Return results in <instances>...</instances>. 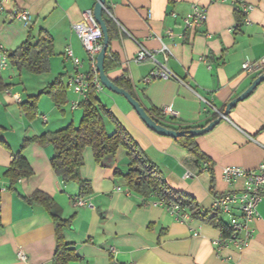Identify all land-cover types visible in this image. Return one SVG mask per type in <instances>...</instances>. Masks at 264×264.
Listing matches in <instances>:
<instances>
[{
  "label": "crops",
  "instance_id": "obj_1",
  "mask_svg": "<svg viewBox=\"0 0 264 264\" xmlns=\"http://www.w3.org/2000/svg\"><path fill=\"white\" fill-rule=\"evenodd\" d=\"M244 1L252 6L248 13L234 4L210 0H107V14L118 31L110 49L120 61L108 76L113 81L121 77L128 80L146 110L169 108L175 113L174 122L208 126L261 76L244 74L242 64L247 58L257 61L264 56V0ZM96 2H8L0 16V43L11 53L28 39L36 43L43 33L49 34L54 45L50 79L61 78L69 95V81L76 68L65 60L64 52L71 47L82 61L79 71L90 72V56L74 26L85 22L86 12L93 10ZM193 5L208 12L206 23L196 30L186 29L183 23ZM20 12L31 15L27 26L18 18ZM140 46L153 52L162 63L167 53L166 65L177 80L148 81L156 66L151 61L135 62ZM5 72L16 78L15 70L7 68ZM23 74L24 71L21 77ZM6 76L0 75L8 84ZM47 85L41 84L34 91L25 85L24 93L14 85L0 91V264H52L57 247L54 223L42 206L26 202L36 191L49 195L60 207L62 217L71 220L63 235L78 260L69 264H264V197L248 248L218 253L212 240L219 237L220 229L198 219L180 223L164 207L154 205L155 199L145 201L128 190L125 179L116 175V171H128L125 149L120 148L114 157L100 164L92 149H85L80 175L92 188V194L86 197L81 196L76 184H66L56 176L51 167L52 146L31 143L22 150L25 139L58 131L55 126L74 125L82 119L81 110V116L73 115L71 122L59 117L58 123L51 125L44 112L52 114L56 106L52 103L45 110L41 103L37 118L30 121L15 96L23 102L25 96L40 94ZM106 97V106L160 167L168 185L195 198L201 210L210 209L217 193L237 189L224 181V167L254 170L264 162V81L232 108L227 119L197 137L200 150L211 160L212 174L203 171L194 178L185 177L195 168L188 164L186 151L173 138L150 130L124 97L114 93ZM106 126L107 131L114 132L111 121H106ZM21 151L34 173L20 179L11 190L4 174ZM222 219L227 221L226 217ZM20 252L26 255V263L19 259Z\"/></svg>",
  "mask_w": 264,
  "mask_h": 264
},
{
  "label": "trees",
  "instance_id": "obj_2",
  "mask_svg": "<svg viewBox=\"0 0 264 264\" xmlns=\"http://www.w3.org/2000/svg\"><path fill=\"white\" fill-rule=\"evenodd\" d=\"M107 11L106 5L103 19L107 25L110 38L109 49L105 58V71L108 74L112 68L119 66L120 61L110 49L111 42L118 37V31ZM7 54L9 62L17 72L26 71L31 74H46L51 71L54 45L49 34L43 33L36 43H32L31 39H28L17 50ZM113 82L138 100L130 82L124 77ZM9 87L10 85L6 84L0 77V91H5ZM43 95L49 96L59 109H62L67 104V91L61 78H58L39 95L29 97L21 102V109L30 121L37 118V101ZM79 109L82 110L83 116L78 127L70 124L63 129L46 133L37 138H27L22 145V150L31 143H37L42 147L52 146L51 167L54 173L64 183L76 184L79 187L81 196L86 197L92 194V188L91 183L80 175V169L84 165L83 154L85 149L91 148L96 163L100 164L103 159L114 157L118 150L123 148L128 153V171L125 174L116 171V175H121L125 179L126 186L130 192L143 197L145 201L153 198L156 201L162 199L167 205L177 204L182 212L190 213L192 218L201 220L205 224L227 233L225 220L220 217L208 218L207 216H202L201 209L195 198L184 192L176 191L168 185L160 167L150 159L126 128L114 117L109 108L102 103L100 93L92 89L88 93V98L81 101ZM147 112L158 125L176 132H187L184 136L174 140L186 151L188 164L195 168L196 172L191 171L195 176L200 175L203 171H209L212 174L211 160L200 150L197 144V137L188 133L191 130L205 128L206 126L174 122L176 117L170 116L167 119V115L162 110L155 108L149 109ZM108 120L115 126V130L111 134L107 131L106 121ZM1 131L0 128V133ZM33 173L32 167L22 156L21 151L14 156L4 177L10 182L9 188L14 190L20 179L30 178ZM213 189L212 177V191ZM26 202L42 206L54 223L57 247L52 264H69L77 261L78 257H76L74 248L65 241L63 235V230L71 225V220H66L62 217L61 209L55 201L49 195L36 191L32 196L26 198ZM1 228L2 224L0 222Z\"/></svg>",
  "mask_w": 264,
  "mask_h": 264
},
{
  "label": "built area",
  "instance_id": "obj_3",
  "mask_svg": "<svg viewBox=\"0 0 264 264\" xmlns=\"http://www.w3.org/2000/svg\"><path fill=\"white\" fill-rule=\"evenodd\" d=\"M11 1L13 0H0V16L5 9V4ZM210 2L231 3L239 6L244 13L252 10V6L246 4L244 0H210ZM18 18L26 26L32 21V17L28 12H20ZM85 18V22L76 24L74 30L79 36L85 51L90 56V72L83 73L79 71L82 67V61L75 55L71 47H67L64 52L65 60L71 61L76 68V73L70 78L69 87L79 97V100L71 104L72 111L79 108L81 101L88 98V93L92 89L97 93H101L104 90L96 65L97 56L103 48V33L94 17L93 10L87 11ZM207 18L208 12L206 8L193 5L191 13L183 18L184 27L196 30L206 23ZM169 35L172 36L173 34L169 32ZM166 49L165 47L164 51ZM134 60L137 63L151 61L155 64V70L150 74L148 81L177 80V77L166 65L168 61L167 53H165L164 62L162 63L156 59L153 52L140 46ZM8 62V54L0 43V70L5 71L8 68ZM242 70L247 75H264V56L257 61L247 58L242 64ZM15 100L21 103L20 96H15ZM208 105L211 106L210 103ZM213 109L216 113H219L215 108ZM162 111L165 115H175L169 108H165ZM44 120H46L45 117ZM222 176L226 184L236 185L237 189L226 193H217L210 209L201 210V214L208 218H227V221H225L227 223V233L220 230L219 237L212 240V245L216 252L219 253L227 249L243 251L248 248L253 238V225L258 216V206L264 197V162L254 170H246L238 166H226L222 170ZM185 177L194 178L195 174L187 171ZM78 204L83 205V202L79 201ZM153 204L164 207L180 223L195 220L190 213L182 212L177 204L167 205L162 199H158ZM18 256L22 262H27L26 255L23 252H20Z\"/></svg>",
  "mask_w": 264,
  "mask_h": 264
},
{
  "label": "water",
  "instance_id": "obj_4",
  "mask_svg": "<svg viewBox=\"0 0 264 264\" xmlns=\"http://www.w3.org/2000/svg\"><path fill=\"white\" fill-rule=\"evenodd\" d=\"M106 3H107V0H97L94 6V9H93L94 17L97 23L99 24L102 30V33H103V48L101 52L99 53V55L97 56V64H96L101 84L108 91L116 95L124 97L128 101V103L132 106V108L135 110V112L138 114V116L143 121V123L150 130L154 131L156 134L160 136H164V137L173 138V139H178L179 137L184 136L187 132H176L173 130H169L161 125H158L150 117L147 110L142 106V104L138 100H136L130 93L116 86L115 83L110 79V77L106 73L105 58H106V55L109 49V44H110L108 28L103 19V13L106 10ZM263 81H264V75H261L259 78H257L253 82V84L251 85L249 89H247L241 96H239L238 98H236L235 100H233L227 105L226 110L220 114V117L218 119L211 122L205 128L191 130L188 133L192 136L198 137L214 129V127H216L221 122L222 119H227L230 111L237 103L248 98L250 94L253 92V90Z\"/></svg>",
  "mask_w": 264,
  "mask_h": 264
},
{
  "label": "rangeland",
  "instance_id": "obj_5",
  "mask_svg": "<svg viewBox=\"0 0 264 264\" xmlns=\"http://www.w3.org/2000/svg\"><path fill=\"white\" fill-rule=\"evenodd\" d=\"M8 70L9 71H11V70H15L16 71V69L12 67V65H11L10 62H8ZM15 73H16V78L13 79L14 76L8 75V72L6 73L5 71L4 72L3 71H0V75H4L5 76L7 74V76H6L7 78L6 77L5 78H6V81H8V84L11 87L13 85L14 86H17V87H19L23 91V93H24V86L25 85L27 86V89L29 91H34V89L38 88L41 84H44V86H46L48 83L49 84H52L56 80V79H54V80H51L50 79L51 72L46 73V74H31V73H28V72L24 71V74H23L22 77H21V75H20L19 72L16 71ZM108 94H112V92L108 91L107 89H104V93L100 94V99H101L102 103L105 104V105L108 103V99L106 97ZM37 95H39L38 92H36L35 96H37ZM70 95H73L75 97L74 98H71V99L68 98L67 99V104L65 106H63L62 109H59L58 107H56V111L54 113H52V114H48L47 112H44V115L48 119H50L51 125L58 123L59 117H60L61 120L71 122L73 115H75L76 117L77 116H81V109L78 110V111H76V112H74V113L71 112V104L73 102L78 101L79 100V97L76 94H74V92L72 90L69 91V95L68 96H70ZM29 97H32V96H25L26 100ZM41 103H42V105H44V107H42V108L45 109V106H48V105L51 106L52 103H53V101H51L49 99V97L47 95H45L41 99V102H39V100L37 101V110H38V108H40ZM73 123H75L74 125L78 127L80 122H73ZM69 125L70 124H64L63 126H61V125L55 126L56 127L55 129L56 130L57 129H63V128L69 126ZM108 132H109V130H108ZM109 133L111 134V132H109Z\"/></svg>",
  "mask_w": 264,
  "mask_h": 264
}]
</instances>
